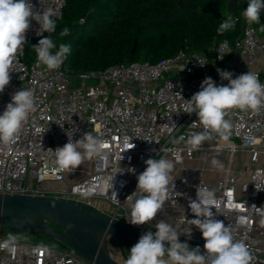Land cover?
<instances>
[{
    "label": "built area",
    "instance_id": "built-area-1",
    "mask_svg": "<svg viewBox=\"0 0 264 264\" xmlns=\"http://www.w3.org/2000/svg\"><path fill=\"white\" fill-rule=\"evenodd\" d=\"M31 3L37 9H54L56 20L62 17L66 0ZM227 20L235 23L238 18L229 12ZM244 21L239 37L220 40L208 53L180 49L157 62L131 61L76 73L66 63L67 54L54 70L38 64L37 59L26 61L27 45L41 37L37 35L40 25L31 20L26 43L11 69L10 84L0 93V114L12 94L22 88L33 92L35 111L14 141L0 142V194L73 201L128 223L125 217L131 202L127 197L136 190L137 176L146 168L144 161L166 158L174 162L175 189L153 221L138 227L155 231L159 220L183 224L193 233L190 239L186 235L179 239L203 248L200 230L187 219L195 218L189 202L196 199L197 188L206 187L213 191L215 208L221 213L216 219L231 226L234 240L248 247L253 264H264V108L258 112L230 110L225 116L229 127L222 132L209 130V138L196 150L187 140L205 129L195 113L184 112V100L200 90L205 78L211 77L218 85L228 83L217 69L233 73V78L251 71L264 83V36L245 17ZM75 129L74 140L91 132L107 147L105 154L85 159L86 168L69 173L59 169L49 149L62 147L68 141L67 130ZM131 143L135 147L129 149ZM219 151H227L230 158L218 179L208 180L202 172L195 176L186 170V164ZM239 152L249 155L243 166L234 165L233 157ZM0 264L96 263L67 245L39 243L24 232L17 238L0 235Z\"/></svg>",
    "mask_w": 264,
    "mask_h": 264
},
{
    "label": "clouds",
    "instance_id": "clouds-1",
    "mask_svg": "<svg viewBox=\"0 0 264 264\" xmlns=\"http://www.w3.org/2000/svg\"><path fill=\"white\" fill-rule=\"evenodd\" d=\"M262 11L264 0H248L243 16L249 23H259ZM55 16L54 9L43 6L37 9L31 0H0V93L10 84L11 69L18 51L26 43L25 34L31 26V20L40 25L37 35L43 37L44 33H48L37 45L31 46L36 53L37 63L49 70L61 66L66 54L70 52V46H57L52 39L51 34L57 28V22L53 18ZM232 26L233 22L226 21L221 23L219 30L223 31ZM260 30L264 31V25ZM68 33L69 30L64 28L60 35L65 36ZM219 58L222 59L223 56ZM199 63L201 66L205 64L200 60ZM217 72L222 80L228 81L226 85H218L211 77H207L197 93L188 100L183 99L184 112L195 113L199 124L205 129L201 133H192L188 138L187 143L193 150L198 149L209 138V130L222 132L229 127L225 116L230 110L258 112L264 108V83L260 82L256 73L248 71L233 78V73L229 71L217 69ZM35 103L34 94L29 89L22 88L12 94L11 101L0 114V142L7 144L15 140L30 114L35 111ZM74 131L78 129L67 130L68 141L62 147H57L54 151L49 149L55 154V163L59 169L69 173L85 159L105 154L107 147L101 138L91 132L74 140ZM134 147L131 143L129 149ZM144 163L146 168L137 176L136 190L127 197L131 207L125 218L128 223L136 226L150 224L163 210L165 202L175 189L172 160L148 158ZM218 163L216 160L212 161L213 165ZM87 195H91V191ZM112 196L117 200L116 192ZM213 207L215 208L213 191L206 187L197 188L196 199L189 202L195 218L187 219V222L200 230L205 241L203 253L199 246L190 250L187 241L181 242L179 239L181 235L190 239L191 227L185 229L181 227L183 224L159 220L154 225L155 231L145 232L131 247L125 264H250L252 256L248 247L243 242L234 240L231 226L216 219V215L221 213L216 208L214 213ZM166 255L168 259L164 258Z\"/></svg>",
    "mask_w": 264,
    "mask_h": 264
},
{
    "label": "trees",
    "instance_id": "trees-1",
    "mask_svg": "<svg viewBox=\"0 0 264 264\" xmlns=\"http://www.w3.org/2000/svg\"><path fill=\"white\" fill-rule=\"evenodd\" d=\"M183 1L197 4V10H181L179 0H66L63 15L56 19L57 28L51 36L57 45L64 42L70 46L66 63L80 73L101 71L131 61L157 62L174 56L180 49L208 53L220 40L234 41L241 35L248 0H236L234 14L238 20L223 31L219 28L221 23L229 21L230 0ZM214 9L220 10V18L213 13ZM252 23L264 36V31L260 30L264 25V11L260 22ZM64 28L69 33L61 36ZM47 36L48 33H44L27 45L26 61L36 59L31 46ZM54 243L65 246L61 242Z\"/></svg>",
    "mask_w": 264,
    "mask_h": 264
},
{
    "label": "water",
    "instance_id": "water-1",
    "mask_svg": "<svg viewBox=\"0 0 264 264\" xmlns=\"http://www.w3.org/2000/svg\"><path fill=\"white\" fill-rule=\"evenodd\" d=\"M178 3L179 8L184 11L195 12L198 8L197 4L183 0ZM236 9V0H230L229 12H235ZM213 13L217 18L222 16L219 9H214ZM135 47L136 41L133 50ZM54 224L64 231L58 230ZM2 228L46 234L52 241L77 250L96 264H122L108 250L109 235L116 238L121 252L126 256L124 239L139 240L142 234L149 231L114 219L84 204L25 194H0V229ZM188 245L190 250L196 247L191 243ZM165 246H169L167 242ZM200 249L201 253L205 251L204 248Z\"/></svg>",
    "mask_w": 264,
    "mask_h": 264
},
{
    "label": "rangeland",
    "instance_id": "rangeland-1",
    "mask_svg": "<svg viewBox=\"0 0 264 264\" xmlns=\"http://www.w3.org/2000/svg\"><path fill=\"white\" fill-rule=\"evenodd\" d=\"M70 40V37H68L66 39V41L68 42ZM213 58V57H211ZM70 68V67H69ZM70 70L73 71L72 68H70ZM77 73V72H76ZM215 153V159L219 162H223L225 164H227V162H229V155L227 151H219V152H214ZM249 155L248 153H242L239 152L238 154H236L233 159H234V165L235 166H243L247 161H248ZM87 164L86 163H82L80 166H78L76 168V171L80 172V170L85 167L86 168ZM55 186V184H54ZM57 186V185H56ZM59 186V184H58ZM24 232L19 231V230H15V229H10V228H2L0 229V235L4 238H17L19 236H21ZM30 236L32 237L33 240L39 242V243H44V244H50L53 243V241L46 235V234H40V233H30ZM107 246H108V250L110 251L112 256H115L116 258L119 259V261L121 263H125V260L127 258L128 255V251L131 249V247L134 245V241L133 240H129V239H124V248H125V253L126 256L121 252L118 242L116 240L115 237L109 235L107 238Z\"/></svg>",
    "mask_w": 264,
    "mask_h": 264
},
{
    "label": "crops",
    "instance_id": "crops-1",
    "mask_svg": "<svg viewBox=\"0 0 264 264\" xmlns=\"http://www.w3.org/2000/svg\"><path fill=\"white\" fill-rule=\"evenodd\" d=\"M234 13V12H233ZM215 159V154H210L208 158L201 159L196 162H191L186 164V170L191 173L192 175L199 176L201 172L204 174V176L208 180H214L218 179L224 174V170L226 167V164L223 162H219L218 165H213L212 161ZM217 161V160H216ZM204 170V171H202ZM262 200H264V196L262 197ZM172 213V212H170ZM191 226V225H190ZM191 233H193L191 231Z\"/></svg>",
    "mask_w": 264,
    "mask_h": 264
}]
</instances>
